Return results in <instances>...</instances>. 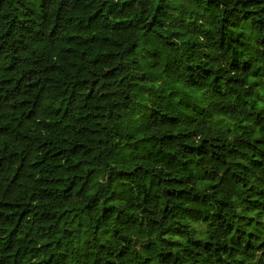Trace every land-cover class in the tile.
<instances>
[{
	"label": "trees",
	"instance_id": "1",
	"mask_svg": "<svg viewBox=\"0 0 264 264\" xmlns=\"http://www.w3.org/2000/svg\"><path fill=\"white\" fill-rule=\"evenodd\" d=\"M0 264H264V0H0Z\"/></svg>",
	"mask_w": 264,
	"mask_h": 264
}]
</instances>
